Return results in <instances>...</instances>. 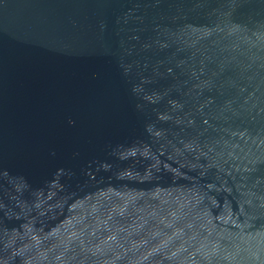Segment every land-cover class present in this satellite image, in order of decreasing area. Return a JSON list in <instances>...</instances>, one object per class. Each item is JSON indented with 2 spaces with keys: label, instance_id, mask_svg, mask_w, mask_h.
I'll return each instance as SVG.
<instances>
[{
  "label": "water",
  "instance_id": "obj_1",
  "mask_svg": "<svg viewBox=\"0 0 264 264\" xmlns=\"http://www.w3.org/2000/svg\"><path fill=\"white\" fill-rule=\"evenodd\" d=\"M0 264H264V0H0Z\"/></svg>",
  "mask_w": 264,
  "mask_h": 264
}]
</instances>
